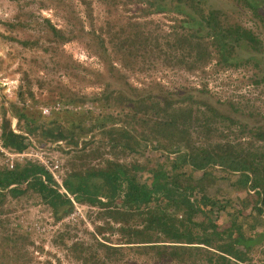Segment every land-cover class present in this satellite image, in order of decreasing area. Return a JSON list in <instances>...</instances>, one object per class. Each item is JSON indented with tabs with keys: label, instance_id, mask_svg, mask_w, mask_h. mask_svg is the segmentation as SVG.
Segmentation results:
<instances>
[{
	"label": "trees",
	"instance_id": "trees-1",
	"mask_svg": "<svg viewBox=\"0 0 264 264\" xmlns=\"http://www.w3.org/2000/svg\"><path fill=\"white\" fill-rule=\"evenodd\" d=\"M134 1L144 14L178 16L167 30L155 23L148 27V20L125 35L115 31L118 49L129 54L142 45L156 59L190 72H206L215 59L212 69L243 67L251 70L252 83L264 82V0H232L249 11L254 28L231 19L232 8L223 0ZM81 2L89 29L70 11L63 15L66 29L44 19L51 40L81 37L98 57L103 68L89 72L100 89L89 95L59 89L50 100L74 108L48 114L35 111V103L50 100L36 99L28 79L25 88L19 84L17 99L2 100L0 143L6 150L22 152L32 143L24 131L38 134L41 144L63 140L73 147L59 145L67 154L60 183L36 158L0 162V263L5 264L10 250L23 251L31 242V231L12 225L10 217L11 199L22 196L47 203L55 221L72 210L74 200L97 208L102 221L87 230L89 239L69 245L60 239L80 264H106L127 253L177 264L264 262V119L257 121L264 113L246 110L239 99H221L206 83L175 89L158 79L132 83L94 26L91 0ZM4 36L26 46L38 42ZM61 66L75 73L78 63L70 58ZM36 80L41 88L51 83ZM25 90L34 104L27 103ZM88 97L96 109L78 104ZM12 116L18 132L11 126ZM115 232L120 241L109 239Z\"/></svg>",
	"mask_w": 264,
	"mask_h": 264
},
{
	"label": "rangeland",
	"instance_id": "rangeland-1",
	"mask_svg": "<svg viewBox=\"0 0 264 264\" xmlns=\"http://www.w3.org/2000/svg\"><path fill=\"white\" fill-rule=\"evenodd\" d=\"M91 2L94 26L97 31L102 32L114 63L123 69L126 79L132 83L142 85L144 81L158 79L168 89H175L179 86H201L206 83L207 87L221 99L227 97H231L233 100L239 99L247 104L246 110L254 111L256 109L260 113H264V82L252 83L249 79L252 74L250 69L243 67L212 69L215 65V59H212L206 66V72L200 73L198 70L190 72L180 67L176 62L171 61L173 64H167V62L156 59L151 53L142 49V45L138 49L129 50V54L126 53V50L118 49L115 31L119 32L117 34L123 32L125 35L133 27L148 20L152 21V25L148 27L160 26L167 30L172 23H175L173 18L178 16L177 13L144 14L134 0H91ZM222 4L232 8L231 19L241 21L244 25L254 28V21L249 16L248 10L247 12L243 11L244 8L233 3L232 0H223ZM68 11L71 12V15L78 14L83 19L85 28L89 29L90 25L85 17L81 0H0V122L2 100L17 99L19 84L22 83L25 88L26 79L31 83L34 97L40 101L50 100L49 95L57 97V91L65 89V87H70L77 95L80 93L89 95L92 91L100 89L101 84L96 80L93 83L91 80L93 73L90 74V72L103 68L102 63L95 54L90 52L82 38H74L66 42H55L50 39L51 35L47 31L48 25L44 17H48L52 24L66 29L68 26L63 15ZM3 21H12L15 25L9 26ZM9 34L20 39H37L38 42L32 46H26L15 39L4 36ZM118 51H121V54ZM52 56L54 58L51 59ZM70 58L78 63V67L73 69L75 73L65 72L68 70L61 66ZM82 71L87 74L84 75ZM79 73L83 75L80 76ZM37 78H44L51 83L47 87L41 88L37 83ZM97 79L99 78L97 77ZM52 88L53 91L48 90ZM24 96L27 103L34 104V100L27 90H25ZM56 102L62 105L61 109L74 108L73 104L50 100L47 104L46 102L45 104L35 103V111L38 112L40 108L42 112V106L52 107ZM78 104H85L83 108L96 109L91 104L89 97ZM30 107L33 106L30 104ZM77 108L81 109V107ZM224 109L226 112H230L228 106L225 105ZM255 116L256 114H254V121H256ZM242 117L245 119V116ZM248 119L252 120L253 118L249 117ZM261 119L264 118L257 121ZM17 122V118L12 116L11 126L18 132ZM24 132L29 135L32 143L22 151L26 152L22 155L36 158L41 162L47 161L49 166L58 162L59 168L55 169L58 171H54L55 174L62 176L63 163L67 154L59 148V145L66 149L72 148L73 145L65 144L63 140L41 144L38 142L40 136L36 137L38 134L34 136ZM0 151L3 153V155L0 154V162L11 163L15 157H22L21 154L6 149L2 150L1 145ZM222 186L228 189L225 182ZM227 191L234 194L230 190ZM26 198L22 196L19 199H11L8 196V200L11 199L10 205L13 207L10 212L12 225L20 223L27 227L31 231V242H28L23 251L10 250L4 263L80 264L73 257V252L60 239H64L67 245L73 240L89 239L90 234L87 230L92 231L95 223L102 221L101 218H97V208L87 202L74 200L72 210L55 221L47 203L35 202L36 197ZM60 233L62 235H59ZM109 236L111 241H120L117 232L109 234ZM106 264L177 263L156 260L155 257L148 255L127 253ZM249 264H264V262L253 258Z\"/></svg>",
	"mask_w": 264,
	"mask_h": 264
},
{
	"label": "built area",
	"instance_id": "built-area-1",
	"mask_svg": "<svg viewBox=\"0 0 264 264\" xmlns=\"http://www.w3.org/2000/svg\"><path fill=\"white\" fill-rule=\"evenodd\" d=\"M61 104L59 103V102H56L54 105H52V107H50V106H42V112L43 113H45V114H48V113H50V111L51 110H58V109H60L61 108ZM14 129V131H16L15 130V128H13ZM0 145H1V143H0ZM1 149L3 150V149H5V148H3V146L1 145ZM16 154H24V153H26V152H15ZM23 156V155H22ZM44 164H45V166L52 172V174H53V178L54 179H56L59 183L61 182V176H59L60 174H55V171H58V170H55V169H58L59 168V163L58 162H55L52 166H49V163H47V161H42ZM55 170V171H54ZM59 190L60 191H64V192H67L66 191V189L62 186V185H60L59 186ZM70 195V194H69ZM71 197H72V195H70Z\"/></svg>",
	"mask_w": 264,
	"mask_h": 264
}]
</instances>
